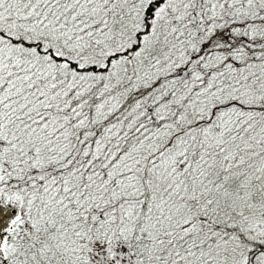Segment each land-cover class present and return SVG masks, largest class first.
<instances>
[{
	"label": "snow or ice",
	"instance_id": "1",
	"mask_svg": "<svg viewBox=\"0 0 264 264\" xmlns=\"http://www.w3.org/2000/svg\"><path fill=\"white\" fill-rule=\"evenodd\" d=\"M0 264H264V0H0Z\"/></svg>",
	"mask_w": 264,
	"mask_h": 264
}]
</instances>
